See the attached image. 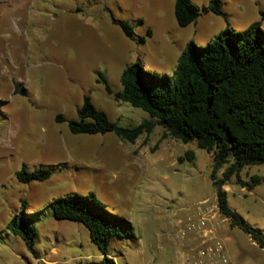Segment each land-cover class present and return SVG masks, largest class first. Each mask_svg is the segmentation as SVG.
I'll return each instance as SVG.
<instances>
[{
    "label": "rangeland",
    "instance_id": "374dc122",
    "mask_svg": "<svg viewBox=\"0 0 264 264\" xmlns=\"http://www.w3.org/2000/svg\"><path fill=\"white\" fill-rule=\"evenodd\" d=\"M191 1L199 9L198 21L181 28L176 0H0V264H39L37 254L53 248L58 250L56 264L99 263L102 256L89 230L56 220L52 213L54 199L73 194L94 193L112 213L132 223L141 243L164 249L162 256L154 253L150 264H181L179 242L189 246L184 255L197 245L193 231L177 236L180 221L197 219L206 207L217 212L214 182L224 178L232 162L213 180V152L165 136L161 127L130 143L114 133L74 135L68 125L79 119L85 96L121 127L152 120L142 109L117 101L100 75L115 93L122 90L123 71L135 62L172 77L190 42L207 46L228 27L244 31L262 21L264 0H221L224 15L209 9L210 0ZM117 21L129 22L136 40ZM59 115L67 122L59 123ZM188 151L195 155L191 160ZM23 167L49 168L53 175L21 183L17 172ZM253 176L263 180L248 191L244 184ZM223 189L230 208L264 235V165L245 167ZM22 200L26 212L36 214V254L7 229L22 211ZM217 218L225 226L228 247L238 253L236 264L249 258L264 264V251L245 231L232 228L219 213ZM132 244L112 243L115 262L128 264L121 254ZM133 263L141 264L137 257Z\"/></svg>",
    "mask_w": 264,
    "mask_h": 264
},
{
    "label": "trees",
    "instance_id": "16d2710c",
    "mask_svg": "<svg viewBox=\"0 0 264 264\" xmlns=\"http://www.w3.org/2000/svg\"><path fill=\"white\" fill-rule=\"evenodd\" d=\"M208 7L214 14L224 15L221 0H210ZM174 11L181 28L196 24L200 15L191 0H176ZM261 20L244 31L228 27L207 46L190 42L172 77L147 71L141 62H135L123 71L122 90L115 93L100 75L99 81L105 83L107 92L117 101L142 109L152 120L135 127H121L98 109L90 96H85L78 109L79 119L69 121L68 125L74 135L114 133L130 143L161 127L165 136L185 144L196 142L199 149L213 152V180L219 169L232 162L224 178L214 182L219 211L232 228H241L264 251V235L247 226L230 208L227 191L223 189L245 167L264 165V11ZM116 23L128 38L136 40L129 22ZM57 121L67 122L62 115ZM186 156L191 160L195 155L188 151ZM179 162L183 163L184 157ZM52 175L49 168L29 171L23 167L17 172V179L29 184L46 181ZM262 180L253 176L244 188L251 191ZM21 202L22 211L12 218L7 229L36 254V214L27 213V202ZM50 206L56 220L79 223L89 230L92 242L103 256L97 264H116L111 253L114 241L135 240L131 222L112 213L94 193L67 195L54 199Z\"/></svg>",
    "mask_w": 264,
    "mask_h": 264
},
{
    "label": "built area",
    "instance_id": "2783aa9c",
    "mask_svg": "<svg viewBox=\"0 0 264 264\" xmlns=\"http://www.w3.org/2000/svg\"><path fill=\"white\" fill-rule=\"evenodd\" d=\"M217 213L223 216L219 211V207H217V212L210 207H206L200 210L197 219L188 218L180 221L177 232L178 237H185L189 231L198 234L196 238L197 245L191 248L189 254L184 255L181 264H232L226 253L223 239L214 235L215 220H220L217 218ZM223 218L224 221L227 219L224 216Z\"/></svg>",
    "mask_w": 264,
    "mask_h": 264
},
{
    "label": "crops",
    "instance_id": "0c3cea01",
    "mask_svg": "<svg viewBox=\"0 0 264 264\" xmlns=\"http://www.w3.org/2000/svg\"><path fill=\"white\" fill-rule=\"evenodd\" d=\"M262 28L264 29V24H262ZM180 56H179V58H180ZM179 58H178V60H179ZM225 221L229 222L228 219H225ZM215 225H216V228L214 230V235L223 239L225 246H226V253L229 256L231 263L236 264L238 262V260H237V254L238 253L237 254L232 253L231 249L227 245L229 238L227 237V235L225 233V226L223 225V222L216 219ZM133 231H134V227H133ZM134 236H135V240L133 241L134 244H132V246H131V251L126 250V255L121 254V257H124V258H126V260H128V262H127L128 264H134L133 262H135V257H137V259L139 260V263H141V264H144V263L150 264L151 260H153V258H154V253H159V255H161V256L164 255V249L160 248L159 246H155V245H151V244H145L143 242L141 243L140 238L136 236L135 232H134ZM187 247H189L188 244H185L184 242L180 241L179 242L180 250L178 251L179 252L178 254L183 257L184 256L183 250L186 249ZM38 253H39V251H38ZM57 254H58V250L53 248L52 252H49V253L47 252L45 255H43L41 253L37 254L36 260L38 261L39 264H56L58 261L54 258ZM112 257L115 260V257H118V256L113 255ZM102 258H103V256H102ZM116 264H118V263L116 262ZM245 264H257V263L252 258H249L247 260V262H245Z\"/></svg>",
    "mask_w": 264,
    "mask_h": 264
}]
</instances>
